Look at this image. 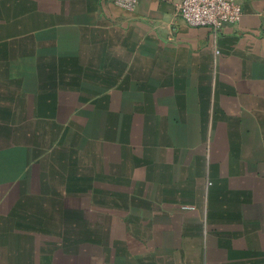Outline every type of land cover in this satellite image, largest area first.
<instances>
[{
    "label": "crops",
    "instance_id": "obj_1",
    "mask_svg": "<svg viewBox=\"0 0 264 264\" xmlns=\"http://www.w3.org/2000/svg\"><path fill=\"white\" fill-rule=\"evenodd\" d=\"M181 1L0 0V264H264V0Z\"/></svg>",
    "mask_w": 264,
    "mask_h": 264
},
{
    "label": "built area",
    "instance_id": "obj_2",
    "mask_svg": "<svg viewBox=\"0 0 264 264\" xmlns=\"http://www.w3.org/2000/svg\"><path fill=\"white\" fill-rule=\"evenodd\" d=\"M123 9H133L138 0H113ZM178 14L190 26H207L220 30L225 24L238 23L243 10L234 0H182ZM183 208H189L184 206Z\"/></svg>",
    "mask_w": 264,
    "mask_h": 264
},
{
    "label": "rangeland",
    "instance_id": "obj_3",
    "mask_svg": "<svg viewBox=\"0 0 264 264\" xmlns=\"http://www.w3.org/2000/svg\"><path fill=\"white\" fill-rule=\"evenodd\" d=\"M189 208H192L191 206H189Z\"/></svg>",
    "mask_w": 264,
    "mask_h": 264
}]
</instances>
